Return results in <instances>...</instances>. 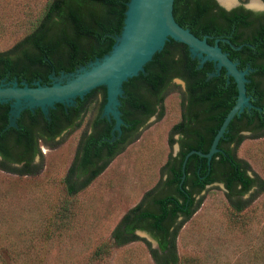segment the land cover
<instances>
[{
  "label": "trees",
  "instance_id": "trees-1",
  "mask_svg": "<svg viewBox=\"0 0 264 264\" xmlns=\"http://www.w3.org/2000/svg\"><path fill=\"white\" fill-rule=\"evenodd\" d=\"M129 0H49L42 10L40 18L33 28L19 42L7 51L0 52V79L16 82L25 81L28 86L31 81L39 80L40 84L47 83V76L59 72L71 73L80 66H85L94 59H99L107 54L114 43V38L119 36L124 19L126 4ZM178 24L188 30L192 35L201 39L206 37L209 45L217 40V46L224 45L225 54L232 62H236L239 71L245 68L255 73L258 81L252 80L248 95L254 98L252 110L245 114L242 131L250 129L249 135L258 137L264 134V88L261 80L264 79V26L256 29L251 36L241 44L239 29L243 16L239 8L225 11L214 0H179ZM241 53L245 59L241 60ZM152 81L146 76L128 87V99L123 105L142 112L147 106V100L154 99L160 105L156 117L162 115V104L165 96L171 91L173 78L183 81L184 86L180 92V116L178 122L171 126L167 138L168 145L174 141L173 134L179 135V150L174 156H169L162 166L165 178L160 182V192L147 191L140 201L123 214L117 225L110 233L111 245L120 247L134 241L137 237L135 231L146 232L156 243V248H149V255L154 264H179L175 253V238L182 221L187 220L198 208L200 201L196 196L205 187L212 184H221L227 199L234 212L239 213L243 207L242 195L256 184V178H248L246 172L248 165L235 156V150L243 141V136L232 133L233 118L227 125L225 132L219 139L209 162L195 154L190 155L184 165V178L181 181V164L183 157L191 150L206 153L210 143L223 118L232 108L236 98V88L233 80H226L217 84L214 76L207 78L214 72L213 66L203 73V65L198 67V62L187 53L172 43L170 51L151 68ZM49 85V84H47ZM100 97L99 112L104 102V90L98 94ZM91 101H82L77 112H80L79 121L71 127L70 131L78 129L83 115L86 113ZM8 106H0V156L9 163L26 161L25 156L34 144L31 129L23 130L12 136V128L4 130L7 124ZM72 112L64 107L52 114V121L40 115L47 126L53 124L58 117L68 118ZM76 113V112H75ZM148 115H151L148 114ZM31 121H36L32 116ZM127 112L123 111V120L130 126ZM256 132L250 128L253 121ZM240 121V119L238 120ZM252 126V128H254ZM122 129V127H121ZM133 138L113 151H110L105 161L97 166L90 176L81 182L71 181L73 166L69 167L62 180L68 196L76 194L89 185L108 165L110 160L130 143ZM106 140L97 141L88 137V149L106 146ZM10 140L11 146L6 148L3 142ZM79 141L73 160L77 159ZM91 145V146H90ZM13 150L20 154L15 157ZM39 155L35 149L33 155ZM87 155L84 162H87ZM1 170L14 171L17 174L27 175L30 170L24 168H11L0 163ZM236 197L234 202L232 198ZM181 221L178 222V220ZM147 244V243H146ZM148 245V244H147ZM101 245L96 254L101 253Z\"/></svg>",
  "mask_w": 264,
  "mask_h": 264
},
{
  "label": "rangeland",
  "instance_id": "rangeland-1",
  "mask_svg": "<svg viewBox=\"0 0 264 264\" xmlns=\"http://www.w3.org/2000/svg\"><path fill=\"white\" fill-rule=\"evenodd\" d=\"M48 1L0 0V52L30 32ZM173 85L177 87L165 96L162 115L148 120L105 169L72 196L62 180L93 106L78 129L49 148L40 147L27 175L0 169V264H154L149 248L156 246L146 232L135 231L137 238L120 247H113L109 236L147 191L160 192L162 166L177 152L167 138L179 120L183 87L178 81ZM242 136L235 156L248 165L256 184L239 198V213L221 184L209 185L196 196L200 204L182 221L175 238L179 264H264V134Z\"/></svg>",
  "mask_w": 264,
  "mask_h": 264
},
{
  "label": "water",
  "instance_id": "water-1",
  "mask_svg": "<svg viewBox=\"0 0 264 264\" xmlns=\"http://www.w3.org/2000/svg\"><path fill=\"white\" fill-rule=\"evenodd\" d=\"M215 1L225 10L238 4L235 0L234 5L225 7ZM178 4L179 0H129L121 32L114 38L110 51L101 58L71 73L59 72L57 76L51 73L49 85L1 82L0 106H8L6 128H12V136L23 130L28 114L35 119L41 114L44 117L48 115L52 121V114L63 106L69 112H77L82 101H91L104 90L102 116L113 122L111 133L115 131L119 134L121 125L124 141L130 129L123 120V101L128 99V87L145 76L152 81L150 68L170 51L173 43L195 59L198 67L203 65V73L213 66L214 72L209 73L207 78L214 76L216 85L230 77L236 88L234 105L223 118L208 151L191 150L184 155L181 181L190 155L195 154L208 163L218 152L217 143L232 118L236 123L252 110L248 89L255 73L248 74L249 69L239 71L237 64L225 54L224 45L217 46V40L209 45L206 37L198 39L181 28L178 24Z\"/></svg>",
  "mask_w": 264,
  "mask_h": 264
},
{
  "label": "flooded vegetation",
  "instance_id": "flooded-vegetation-1",
  "mask_svg": "<svg viewBox=\"0 0 264 264\" xmlns=\"http://www.w3.org/2000/svg\"><path fill=\"white\" fill-rule=\"evenodd\" d=\"M237 2H238V4L229 10H225L224 8L219 6L217 3L216 4L220 8L224 9L225 11H230V10L237 9V8H239V10L241 11V15L243 16V22L245 20V22L248 24V26L241 25V28L239 29V37H240L239 41L242 44L244 42V40L247 37L251 36L252 33L256 29H259L260 27L264 26V10H261V9H264V0H257V4H258L257 8L250 7L251 0H237ZM244 59H245L244 53H241V60H244ZM263 65H264V61H263ZM245 69H247V68H245ZM51 75H52L51 73L48 74L47 83L44 82V83H42V85L50 84L49 77H51ZM253 80L258 81L260 79H258L257 77H254ZM13 81H16L15 78H12L11 80H6V78L0 79V83L1 82L7 83V82H13ZM175 81L180 82L182 87L184 86L183 81H181L180 79H177V78L171 79L170 83L173 84ZM21 82L26 83L25 81H19V83H21ZM35 82H38L40 84L39 80H34V81H31L29 83V85H32ZM261 85L264 88V79L261 80ZM97 96H98V98H97ZM97 96L95 97V103L94 102L91 103V106H93V110H94L93 116L88 120V122L86 124V129H84L80 133V135L78 136L77 142H76L74 155L76 153L77 143L79 141H81L80 145H79V151H78L77 159L73 160V158H74V155H73L72 160L69 164V167L73 166L71 181H76L77 183L81 182V181H85L90 176V174L94 171V169L97 166L101 165L105 161L106 157L109 156L110 151L118 149L119 147H121L125 143L129 142L133 138V136L135 134H137L143 128L145 123L152 118H156L157 114L160 111V105L154 99L147 100V106L145 107V109L142 110V112L131 108L128 104L123 105V111L127 112L126 118L130 122H133V121L136 122L133 125V127L131 129H129V131H128V133H127V135L123 141V134H122L121 125H120V133L119 134H117L115 131L111 133L112 127H113V122L108 121L104 116H102V113H101L102 110H100V112H99V110H98L99 109V102L101 100H100L99 95H97ZM249 99H250L251 107L254 108L252 106V101H254V98H251L249 95ZM261 99H262V102L264 103V96ZM103 104H104V102H103ZM101 109H102V107H101ZM150 113H151V115H148ZM79 116H80V112L79 113L78 112H76V113L72 112L70 114V116H68L67 119L60 117L58 115V117H56L54 119L53 124L47 126L43 123V121H42V119H40V117H38L36 119V121H31L32 118L27 115L24 127L26 129H31L30 133H31L32 137L34 138L33 147L31 148L29 153L25 156V159L27 160L28 164H25L26 161H20L18 163H9V162L5 161L4 159H2L1 156H0V163H2L4 166H7V167L24 168V167L28 166L29 168H31L32 164L34 163V159L38 156L37 154L32 156V153L35 151V149H37L39 151L40 147L49 148L50 144L52 142L61 138L66 133L70 132L71 127H73V125H75L79 121V119H78ZM42 117L45 118L46 120H48L47 115L45 117L42 115ZM244 124H245V120L241 121V119H240V121H237L236 123H234V125L232 126V133H236V134H240V135L249 134L251 132L250 129H247L246 131L241 130V126H244ZM256 124H257V121L254 120L253 125L250 126V128L253 129L252 132H256V128L254 127V125H256ZM252 126L254 128H252ZM7 129H9V128H6V126H5L4 130H7ZM103 135H105V136L108 135L110 137V139L107 140L108 145L102 146V147H96V145H94L88 149V153L86 154V149L88 146V144H87L88 137L91 136L92 139H95L97 141H103V140H106V137L100 138ZM172 139L174 141L173 143L176 144V148H177L176 151L178 152V150H179V142H178L179 135L176 133L173 134ZM3 144L6 148H9L11 146L10 140L3 142ZM12 152L14 153L13 155L15 157H18L16 155L20 154L16 150H13ZM86 155H87L88 160H87V162H84V157ZM246 175L248 178H252L249 175L248 171L246 172ZM253 187L254 186H252L247 191V193Z\"/></svg>",
  "mask_w": 264,
  "mask_h": 264
},
{
  "label": "bare ground",
  "instance_id": "bare-ground-1",
  "mask_svg": "<svg viewBox=\"0 0 264 264\" xmlns=\"http://www.w3.org/2000/svg\"><path fill=\"white\" fill-rule=\"evenodd\" d=\"M221 5L229 7L235 3V0H217ZM257 0H251L250 7L257 8Z\"/></svg>",
  "mask_w": 264,
  "mask_h": 264
},
{
  "label": "clouds",
  "instance_id": "clouds-1",
  "mask_svg": "<svg viewBox=\"0 0 264 264\" xmlns=\"http://www.w3.org/2000/svg\"><path fill=\"white\" fill-rule=\"evenodd\" d=\"M261 10H264V9H261Z\"/></svg>",
  "mask_w": 264,
  "mask_h": 264
}]
</instances>
